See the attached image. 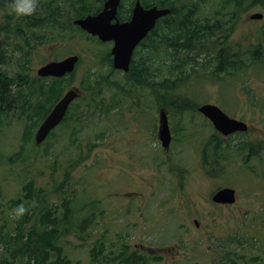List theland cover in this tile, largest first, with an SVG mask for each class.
<instances>
[{
  "label": "rangeland",
  "instance_id": "1",
  "mask_svg": "<svg viewBox=\"0 0 264 264\" xmlns=\"http://www.w3.org/2000/svg\"><path fill=\"white\" fill-rule=\"evenodd\" d=\"M75 1L38 0L32 15L18 17L23 27L14 33L27 36L33 31L31 23L35 21L36 26L42 21L41 28L34 31L39 33L30 34L36 43L28 52L33 54L30 67L35 72L49 60L78 54L79 61L71 73L61 77L62 83L65 88H82V83H88V73L102 72L98 85L109 111L92 115L91 110L82 122L65 120L40 144L34 143L36 128L29 127L27 117L17 119L11 114L0 120V225L11 227L17 208L10 206L9 200L20 193L28 179L45 197L35 213L49 205L62 212L63 198L72 207L71 221L62 223L60 228L65 232L57 238L68 264H92L89 250L100 238L105 240L106 253L119 251L122 242L128 250L144 245L151 250L139 253L145 264H217L224 260L221 255L234 260L228 264H264V104L259 101L264 98V59L258 65L251 64V70L240 67L228 74L221 72L220 77L209 74L213 59L211 64L198 66L204 78L191 80L190 70L188 85L178 88L194 105L214 102L228 115L255 126L230 143L221 140L229 146L226 151L241 145L243 153H230L229 160L224 161L210 158L209 163V158L201 155L204 146H213V131L201 122L197 110L174 112L168 105L161 106L168 100L156 94L154 85L131 83L124 72L108 70L101 52L109 50L111 43L86 37L72 23ZM198 1L192 17L198 22L207 20L213 27L209 30L213 32V49L227 47L228 54L248 63L249 54L238 42L245 33L248 35L249 28L264 26V0H230L224 9L220 7L223 0ZM235 4L253 6L239 10ZM187 5L179 6V17L190 8ZM3 9L0 4V25L6 21ZM253 12H261V20L246 18ZM18 41L12 32H0V68H18L19 52L13 45ZM136 49L143 53V47ZM112 79L119 82L120 92L110 85ZM125 86H130L129 90ZM89 91L83 89L71 103L69 117L85 111ZM96 102L99 100L92 101L91 106ZM160 108L166 109L173 128L168 151L152 130ZM246 139L254 145L253 152L242 145ZM63 178H67L63 190H56ZM225 185L235 189L236 201L228 206L213 203L211 194ZM31 223L24 224L25 231Z\"/></svg>",
  "mask_w": 264,
  "mask_h": 264
},
{
  "label": "trees",
  "instance_id": "2",
  "mask_svg": "<svg viewBox=\"0 0 264 264\" xmlns=\"http://www.w3.org/2000/svg\"><path fill=\"white\" fill-rule=\"evenodd\" d=\"M103 1L104 0H76L75 5L77 8L75 10V17L97 12L101 8ZM142 1L145 5L167 7L170 9V12L159 18L156 21V26L153 27L139 42L140 46L138 45V47H143V53H138L139 51L137 49L134 50L129 68L124 75L126 80H129L131 83L138 82L140 85L148 87L149 85H154L157 90L156 94L159 97L163 96L168 100V103L163 105L158 101V106L168 105L169 107H166L179 113L184 111L182 109L190 111H194V109L197 110L198 105L190 103L188 98L181 95L182 93L178 90L179 87L183 88L188 85L187 81H189V79L187 80L186 78L189 76L190 70L192 71L191 80L193 81L198 77H205L201 74L202 72L199 71L201 67H197L196 64H194L196 62L193 63L188 60V57L192 54V50L193 52L197 49L203 50L204 56L202 58L203 63L201 66H206L208 62L211 64L213 59L215 60L214 67L209 74H214L218 77H220L219 73L221 72L228 74L229 71H234L240 67L248 68L250 63L255 66V64L261 60L259 57H253L248 63H243V60L235 59L232 55L228 54L227 47H223V49L220 50H216V48L213 49L215 45L212 42L213 39H211L213 32L209 31L212 30L213 27L208 26L209 22L207 20L203 22L204 27L200 28L199 26L201 24H197V21H191L188 14L179 17V13L182 11V7H179L180 5H193L192 8L195 11L198 10V0L187 2L186 0ZM207 1L208 0H202V2L206 3ZM233 1L238 3L235 0ZM9 2L10 0H0V4L4 5V8ZM229 2L230 0L227 2L223 0L220 6L221 9H224L225 7L223 6L227 5ZM192 8L190 7L187 10L191 11ZM118 16L122 19L124 14L119 12ZM15 17L16 19L12 26L9 22ZM5 18V24L0 25V32H12L13 37L19 39L18 42H14L13 44L17 47L19 55L17 56L18 68L16 70L0 68V120L2 118H8L11 114L17 119L27 117L29 119V127L34 129L42 120L45 113L50 109L52 104L64 91L66 84L62 83L63 78L61 77H38L33 71V68L30 67L33 54H29L28 52H31L34 46H36V43L31 36L32 34L39 33H34V31L41 28L40 25L42 21H38L36 26L34 24L35 21L34 23H31V28H33V31H30L31 36L29 34L20 37L18 35L19 33H14L20 32V27H23L18 16L5 14ZM234 19L235 17L231 18V20ZM44 22L48 24L49 20L46 18ZM62 24L63 23L61 22L59 23V25H61V30L64 28ZM28 26L30 25L28 24ZM83 34L88 38H92L85 32H83ZM37 36L44 38L43 34H38ZM224 36L226 37V34ZM52 39L53 38H51L50 41ZM49 44H51V42ZM257 51L259 50H253V52ZM101 53H103L102 56L103 59H105L104 63L106 68L115 71L111 66V58L108 50ZM193 60L196 61L195 59ZM90 74L94 75L90 76ZM101 76H103L102 72L98 71L88 73V83L87 85L82 83L84 87L81 88V90H90V96L86 98L87 106L85 111L81 110L76 114L71 113V117L68 116V111L62 120V123L67 122L65 120L68 119L82 122L84 121V117L91 114V110L93 111L92 115H95V112L96 115L101 112L107 114V111H109V104H103V96L101 95L102 90H100L101 87L98 85V79L101 82ZM154 77H158L159 79H154ZM45 84L46 86L43 87ZM110 85L115 88L116 92H120L118 90L119 82L117 80L112 79ZM125 87H127L128 90L130 88V86ZM128 90L123 91L122 94L127 95ZM169 91L172 95L168 94ZM32 95L34 96L33 100L30 99V96ZM96 100H99V102H96L91 106V102ZM29 132L31 135L32 132ZM27 139L29 140L31 138ZM228 147L229 146L225 144V147L223 146L222 148H219L216 147L213 142V146H211L210 149H208L207 146H204L201 156L203 158H209L208 162L210 161V158L211 160L215 159L224 161L229 160V157L227 159V156H229L228 154L230 153H233L234 155H236V153L237 155L243 153L240 152L242 150L241 145L235 148H230V151H226ZM209 153L212 154V156H209ZM203 162L205 165L210 163H207L206 160H203ZM65 181H67V178L60 180L55 186L56 190L62 189ZM44 199L45 197L41 193V190L35 187L32 180L27 179L22 184L20 193L15 198L9 200L10 206L16 208L22 206L26 211L19 215V218H10V223L12 224L9 229L3 224L0 225V249H2L0 264L69 263L66 255L60 250V246L57 244V238L65 232L64 227L60 228L62 223H69L71 221L72 207L68 203V199L63 198L61 203L63 207L62 212H59L56 209V206L49 205L50 207H43L42 210L35 213L34 211ZM16 215L17 213L13 216L16 217ZM31 220L32 223L25 231L24 224L30 223ZM83 221H88V219ZM124 243L125 242L121 243L122 247L116 253L113 250H109L106 253L104 246L105 240L100 238L95 241L94 245L89 250L92 264H112L117 260L118 264L146 263L138 251L128 250V245ZM53 253H55L54 258L51 257ZM221 256L224 260L219 261L217 264H228L230 261L234 262V260L229 257L224 255Z\"/></svg>",
  "mask_w": 264,
  "mask_h": 264
},
{
  "label": "water",
  "instance_id": "3",
  "mask_svg": "<svg viewBox=\"0 0 264 264\" xmlns=\"http://www.w3.org/2000/svg\"><path fill=\"white\" fill-rule=\"evenodd\" d=\"M120 0H104L101 9L95 14H88L73 20L90 35H95L101 41H112L110 47L111 63L113 68L127 71L135 46L154 26L155 21L169 13V8L149 6L144 8L137 0L132 8L128 20L119 21L116 18V10ZM260 13H253L251 17H260ZM114 20V21H113ZM78 60L76 54L68 55L60 60H50L36 69L38 76L62 77L74 69ZM79 95L75 87L67 89L55 102L50 111L37 127L34 134L36 144L47 136L50 129L56 126L63 118L69 103ZM197 111L207 117L216 131L222 135H228L234 131H245L247 125L244 121L230 117L220 107L213 103H203L197 107ZM158 133L161 146L168 149L171 139L167 124V116L164 110L158 112ZM214 203L231 204L235 201V191L232 187L224 186L215 190L211 195Z\"/></svg>",
  "mask_w": 264,
  "mask_h": 264
},
{
  "label": "flooded vegetation",
  "instance_id": "4",
  "mask_svg": "<svg viewBox=\"0 0 264 264\" xmlns=\"http://www.w3.org/2000/svg\"><path fill=\"white\" fill-rule=\"evenodd\" d=\"M137 0H129L127 3H124V1L123 0H120V3H119V5H118V8H117V12H116V16H117V19L119 20V21H124V20H128L129 18H130V15H131V12H132V8H133V6H134V4H135V2H136ZM139 2H140V4L144 7V8H146L147 6H150V5H145V4H143V1L142 0H138ZM235 5H237V4H235ZM191 7L192 8V6L193 5H188V7ZM227 5H224L223 7H226ZM238 6V8H239V10H244V9H246V8H250L251 6H253L252 4L250 5V6H248V7H243V5H237ZM187 7V8H188ZM198 7V6H197ZM264 10V9H263ZM122 11V12H121ZM197 10H195L194 11V9L192 8V10L191 11H186V15L188 14L189 16H190V19H191V21H196V20H194V18L192 17V14L193 13H195ZM122 13V14H124V17L122 18V19H120L119 18V16H118V13ZM253 13H260L261 14V16L260 17H258V18H254V17H251V15L253 14ZM253 13H250L246 18L247 19H249V21H254V20H261V18L263 17V14L261 13V12H253ZM157 21V20H156ZM204 21H201V22H198L197 21V24H201L199 27L201 28H203L204 27V23H203ZM258 25H261V24H258ZM156 26V22H155V24H154V26L153 27H155ZM152 27V28H153ZM151 28V29H152ZM150 29V30H151ZM149 30V31H150ZM148 31V32H149ZM147 32V33H148ZM146 33V34H147ZM146 36V35H145ZM241 41V42H240ZM239 42H238V44H239V46L243 43L244 45V48H245V50H246V52L249 54V60H251L253 57H259V59H264V58H262L263 56H264V26H258L257 28H254V29H252V28H249V30H248V35L245 33L244 35H243V38L240 40ZM255 49H257V50H259V51H257V52H253V50H255ZM192 52V54L188 57V60L189 61H191V62H196V63H194V64H196V66L198 67V66H201V64L203 63V60H202V58H203V54H204V52H203V50H199V49H197L195 52H193V50L191 51ZM190 53V52H189ZM194 56V57H193ZM233 56V55H232ZM193 59H195L196 61H194ZM248 68L251 70V68H252V65H251V63L249 64V66H248ZM71 86H73V85H71ZM71 86H69V87H71ZM69 87H67V88H69ZM77 88L79 89V91L81 92V89H80V87H78L77 86ZM170 92V91H169ZM250 92H252L251 90H250ZM168 94H170V95H172V93L170 92V93H168ZM251 95H253L252 93H251ZM185 96V95H184ZM187 98H188V100H189V96H186ZM259 101H261L262 102V104H264V98L261 100H259ZM203 103H213V104H216V103H214V102H209V101H207V102H202V103H200V104H203ZM199 103H198V105H200ZM160 110H164V112L166 113V115H167V122H168V127H169V130H170V133H171V140L173 139V128L170 126V121H169V117H168V114H167V111H166V109L165 108H160V109H158V111H157V113L160 111ZM200 116V118H201V122L204 124L205 123V125H207L208 127H210L211 129H212V131H213V133L211 134V136L213 137V141H214V144H215V146L216 147H219V148H221V145L223 144V142H229L230 143V141H231V139H233L235 136H237V135H239V134H241V135H245V133H247V132H249L251 129H253L255 126H253L252 124L250 125V124H248L246 121H244V120H242V119H240V118H237V117H235V118H237V119H240V120H242V121H244L245 123H246V125H247V129L245 130V131H234V132H232V133H230V134H228V135H222V134H220L218 131H216L215 129H214V127L212 126V124H211V122L209 121V119L208 118H206V117H204L203 115H199ZM234 117V116H233ZM158 127H159V122H158V115L154 118V120H153V122H152V130H153V132H154V134H155V136L157 137V133H158ZM229 139V140H228ZM221 140L223 141L222 142V144H221ZM219 141V142H218ZM223 145H225V144H223ZM243 145L246 147V146H248V151L249 152H253L254 151V145H251V143H250V141L248 140V139H246L245 140V142L243 143ZM220 187H222V186H220ZM219 187V188H220ZM235 196H236V191H235ZM236 201V200H235ZM217 205H224V206H228V205H231V204H217ZM196 219H193V221H195ZM199 224V223H198ZM197 225V224H196ZM198 226V225H197ZM135 250H137L139 253L140 252H148L149 253V251H151L150 249H148V248H146L144 245H142V244H139V247H137V248H134Z\"/></svg>",
  "mask_w": 264,
  "mask_h": 264
},
{
  "label": "clouds",
  "instance_id": "5",
  "mask_svg": "<svg viewBox=\"0 0 264 264\" xmlns=\"http://www.w3.org/2000/svg\"><path fill=\"white\" fill-rule=\"evenodd\" d=\"M37 2L38 0H10L2 12L18 17L32 15L36 10ZM14 211L17 213L14 218H19V215L23 214L26 210L22 206H18Z\"/></svg>",
  "mask_w": 264,
  "mask_h": 264
}]
</instances>
